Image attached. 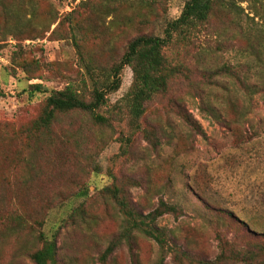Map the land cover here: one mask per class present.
<instances>
[{
	"label": "rangeland",
	"instance_id": "374dc122",
	"mask_svg": "<svg viewBox=\"0 0 264 264\" xmlns=\"http://www.w3.org/2000/svg\"><path fill=\"white\" fill-rule=\"evenodd\" d=\"M2 1L10 23L23 26L20 32L5 27L0 9V264H33L29 255L41 245L39 229L49 236L56 231V264H178V256H189L184 264H198L221 253L227 264L233 253L264 245V93L237 88L241 81L264 83V0L235 1L242 7L240 27L215 7L187 44L165 48L181 72L146 103L139 129L123 107L132 81L125 66L119 89L97 110L110 117L109 125L95 124L86 112H61L51 142L37 148L26 144L24 128L51 91L69 82L80 88L85 78L70 18L94 29L95 36L83 40L84 55L108 66L134 36L161 34L186 0H155L145 7L137 0ZM201 100L230 119L236 117L229 108L235 100L243 122L225 126L200 108ZM181 110L199 127H187ZM110 183L140 212L160 200L180 209L157 218L167 240L162 250L135 234L131 250L122 244L99 260L121 225L117 207L101 192ZM15 213L25 219L24 227L7 219ZM263 260L264 249L240 264Z\"/></svg>",
	"mask_w": 264,
	"mask_h": 264
},
{
	"label": "trees",
	"instance_id": "16d2710c",
	"mask_svg": "<svg viewBox=\"0 0 264 264\" xmlns=\"http://www.w3.org/2000/svg\"><path fill=\"white\" fill-rule=\"evenodd\" d=\"M155 0H137L140 6H150ZM236 0H186L180 10V13L174 19L165 23L162 33L157 35L138 34L128 41L121 56L108 66L94 65L91 59L84 55L82 44L83 40L90 35H94V29L86 28L82 23L73 18L69 19L70 24V39L80 60L84 76L82 77V85L80 88L75 86L73 82L67 83L63 88L53 90L46 96L41 110L34 120L31 121L27 128H24L26 135V144L37 148L38 145L48 144L52 140L50 133L51 126L57 119V114L67 111H82L91 116L95 124H110V117L97 112L104 106L107 101V96L119 89L121 84V73L125 66H128L132 72V81L130 87L122 98L123 107L129 117L130 124L134 125V129H139L141 126L139 120L145 111V105L153 96L158 93H163L167 89L169 80L180 74L178 63L171 64L167 60L164 50L169 45L187 44L191 37L196 36L201 25L208 22L209 16L215 7L223 9L225 13L232 16L230 23L235 27H240L239 23L242 7L236 4ZM22 3H20L21 5ZM29 8L34 10L30 3ZM0 9L4 15V26L13 29V32H20V24L10 23V15L5 3L0 0ZM30 12L29 20L34 16L33 11ZM12 16H18L16 12H12ZM21 16V15H20ZM23 26V25H21ZM48 29V24H47ZM15 34V33H14ZM247 36L251 34L245 33ZM15 36V35H14ZM253 38H257V35ZM0 41H2L0 39ZM227 68H223L222 72H227ZM221 71V70H220ZM219 70L216 73L220 72ZM236 85V84H235ZM237 88H242L245 92L252 94L253 92L264 93V83L249 84L241 81L237 84ZM35 88L40 90L41 87L36 85ZM86 90L85 91L83 90ZM201 89V88H200ZM1 95V94H0ZM264 104V96L261 97ZM230 110L234 119L221 117V113L207 105L204 100L200 101V108L208 115L213 116L219 122L229 127H236L243 122L244 112L238 108L239 105L235 100L230 101ZM227 108L223 109V113ZM245 110V107H244ZM118 110L117 112H119ZM179 115L187 127H199L198 123L184 110L179 111ZM102 195L111 200L121 216V225L117 235L111 239L103 252L99 255L100 261H105L112 251L122 245L127 244L128 248L132 249V239L135 234H140L144 237L152 239L162 250L166 244V235L162 227L156 223L157 218L165 213L180 214L181 211L176 205L167 204L160 200L156 208L148 212H140L133 208L130 201L126 197L123 189L115 183L105 185L101 189ZM12 219L13 224L20 228L25 223V219L20 213H15L13 216L7 217ZM38 227H41L42 222L36 221ZM25 226V225H24ZM23 226V227H24ZM22 227V228H23ZM56 231L51 236L47 235L43 230H38L37 239L41 245L33 250L29 257L33 264H56L57 246H56ZM264 249L259 246V250L244 251L243 253L235 252L232 256V261L227 264H240V262L252 259L258 256ZM184 259H189V256H178V264H184ZM227 257L221 253L216 260L198 259V264H226ZM155 264H161V260H157ZM264 264V260H263Z\"/></svg>",
	"mask_w": 264,
	"mask_h": 264
}]
</instances>
